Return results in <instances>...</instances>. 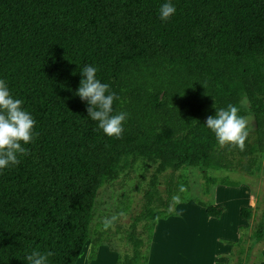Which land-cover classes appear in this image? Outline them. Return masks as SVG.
<instances>
[{"label":"trees","instance_id":"trees-1","mask_svg":"<svg viewBox=\"0 0 264 264\" xmlns=\"http://www.w3.org/2000/svg\"><path fill=\"white\" fill-rule=\"evenodd\" d=\"M166 2L0 0V79L23 100L38 134L22 145L28 154L19 165L0 170V264H27L33 250L53 252L48 264H76L100 188L131 159L152 163L154 172L126 234L131 251L116 264H147L172 193L189 189L178 169L253 174L264 155V0H170L176 13L161 21ZM86 65L120 97L113 114H128L122 138L98 129L75 94ZM229 104L253 119L244 151L221 148L205 126ZM215 184L239 186L207 175L204 194ZM223 210L214 204L205 212L219 218ZM240 215L248 219L250 208ZM248 238L264 239V210ZM245 242L243 232L231 264L248 263Z\"/></svg>","mask_w":264,"mask_h":264},{"label":"rangeland","instance_id":"rangeland-1","mask_svg":"<svg viewBox=\"0 0 264 264\" xmlns=\"http://www.w3.org/2000/svg\"><path fill=\"white\" fill-rule=\"evenodd\" d=\"M244 104L247 109L248 103L244 101ZM246 118L249 122V128L252 129L254 126L252 116L249 115ZM250 129L249 131H251ZM153 172L154 165L152 163L141 159H131L129 166L125 168L117 180L100 188L91 222L90 239L85 244L76 264H111V258L115 259L119 255L130 253L131 245L126 238V234L134 217L142 209L145 201L144 195L149 190ZM175 173L188 180V190L190 192L182 193L187 196L181 195L182 198L180 197L179 202L173 205L172 209L170 208L171 215L157 220L154 230L155 239L151 250L152 264H190L200 208L205 201L203 197L206 195L203 191L204 177L207 175L227 176L228 179L233 180L227 175L228 173L241 174L242 178H245L241 181H245L251 190L247 194V204L249 205H243L250 208L248 228L243 231L246 235L244 248L248 245L252 246L247 264H264V239L254 242L248 238L264 210V155L261 156L252 175L225 169H207L203 171L198 167L187 165L178 169ZM158 188L160 190L164 188L162 179ZM238 194L239 190L235 191L229 187L225 191L224 189L217 190V195L221 198H231L230 206H228V210H230L228 215L230 214L231 218L229 216V219L224 217V223H227V220L232 221L236 217L234 209L241 199ZM242 200L244 202V199ZM243 206L240 207V210ZM120 213H123V215L120 216ZM113 215H118L117 221L112 227L105 230L102 220ZM201 222V236L206 231L209 235L207 239L212 237L214 232L219 229V225L222 224L214 225L209 221L202 220ZM142 224V222L137 224L138 229L143 230ZM203 238L204 236L202 240ZM92 245H94L95 251L91 257ZM209 246H211L210 243ZM209 249L208 244L204 247L200 241L196 254V264H208L207 253H210Z\"/></svg>","mask_w":264,"mask_h":264},{"label":"clouds","instance_id":"clouds-1","mask_svg":"<svg viewBox=\"0 0 264 264\" xmlns=\"http://www.w3.org/2000/svg\"><path fill=\"white\" fill-rule=\"evenodd\" d=\"M176 13V7L170 2L163 3L159 8V18L167 21ZM98 69L86 65L81 69L82 79L76 95L89 105L88 116L98 122V129L108 137L122 138L124 122L128 114L121 111L113 114L114 100L120 97L110 91L108 83H102L96 77ZM23 100L14 98L4 79H0V170L12 165H19L18 156L27 155L28 149L22 145L31 143L34 139L36 121L29 111L23 109ZM240 108L229 104L226 108H216L215 116H208L205 126L214 133L215 139L221 148L231 146L233 149L244 151L246 139L249 135L248 119L239 115ZM120 216L123 213L119 214ZM118 215L102 220L105 230L112 227ZM51 251L40 252L33 250L27 254V264H48V258L53 256Z\"/></svg>","mask_w":264,"mask_h":264},{"label":"crops","instance_id":"crops-1","mask_svg":"<svg viewBox=\"0 0 264 264\" xmlns=\"http://www.w3.org/2000/svg\"><path fill=\"white\" fill-rule=\"evenodd\" d=\"M227 175L231 179L239 182V186H227V185H222V184H215L210 187L209 193L203 197V200L205 201L202 207L200 208L201 211H200L199 220L197 222L195 237L193 241L194 245L192 249L190 264H196V261H197L196 254H197L198 245L200 244V241L204 247L207 246L208 244V247L210 248L208 250L210 251V253L209 254L207 253L208 264H231L233 260V257L230 255L232 245L237 244L240 241L243 231L248 228L247 227L248 219H245L240 215V207L243 205H249L247 204V196H248L247 194H249V191L251 192V190L249 186L245 183V181H241V180H245V178H242L243 176H241V174L235 175L233 173H228ZM228 187L231 189H234L235 191L239 190L238 195L241 199L239 201L240 203L236 205L234 209L235 216H236L235 219L233 218L234 220L232 221L227 220V223H224L225 221L223 220L224 217H227L226 219L231 218L230 214L228 215L230 211L228 210V206H230L229 202L231 198L229 199L221 198L220 196L217 195V190L224 189L225 191V189H227ZM187 192H190V190L173 192L171 195V199H170V208L172 209L173 205L179 202L178 200L180 199V197L182 198L181 195H186L182 193H187ZM242 199H244V202H242L243 201ZM214 204H220L224 207V210L222 211L219 218L208 216L205 212V209L207 206L214 205ZM205 216L206 218H204ZM201 220L205 222L209 221L213 223L214 225L215 224L217 225L220 223L222 224L219 225V229L216 232H214L213 236L207 239L209 235H207L206 231H204L203 235L201 236V231H202ZM203 236L204 238L202 240ZM154 239H155V235H153V238L151 241V246L149 249V258H148L147 264H152V251L151 250H152ZM209 243L211 246H209ZM116 260H117V257L115 259L111 258V261H110L111 264H116Z\"/></svg>","mask_w":264,"mask_h":264}]
</instances>
